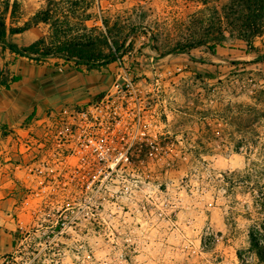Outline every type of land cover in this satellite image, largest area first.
<instances>
[{"label": "rangeland", "instance_id": "1", "mask_svg": "<svg viewBox=\"0 0 264 264\" xmlns=\"http://www.w3.org/2000/svg\"><path fill=\"white\" fill-rule=\"evenodd\" d=\"M232 5L0 0L1 75L15 57L5 41L24 48L43 38L62 63L66 46L92 43L121 57L111 73L130 69L141 87L165 100L157 106L168 151L162 178L183 192V224L178 240L138 247L130 264H264L257 248L264 247V18L262 33L248 44L251 27ZM214 42L213 54L207 46ZM19 237L0 264H77L74 257H34L38 247L30 239L21 245Z\"/></svg>", "mask_w": 264, "mask_h": 264}, {"label": "built area", "instance_id": "2", "mask_svg": "<svg viewBox=\"0 0 264 264\" xmlns=\"http://www.w3.org/2000/svg\"><path fill=\"white\" fill-rule=\"evenodd\" d=\"M137 77L120 67L89 102L34 115L0 142L21 245L33 241L34 257L130 264L136 248L179 239L183 192L162 178L165 100Z\"/></svg>", "mask_w": 264, "mask_h": 264}, {"label": "crops", "instance_id": "3", "mask_svg": "<svg viewBox=\"0 0 264 264\" xmlns=\"http://www.w3.org/2000/svg\"><path fill=\"white\" fill-rule=\"evenodd\" d=\"M7 68L1 75L2 84L8 87H0V126L10 132L47 110L89 102L111 82L113 75L111 65L101 70H79L55 58L37 65L25 57L15 56ZM13 77L19 79L12 81ZM3 137L0 135V142ZM8 175V166L0 161V257L12 253L13 244L18 240L15 232L18 208L10 199L17 193ZM15 213L16 219L13 218Z\"/></svg>", "mask_w": 264, "mask_h": 264}, {"label": "trees", "instance_id": "4", "mask_svg": "<svg viewBox=\"0 0 264 264\" xmlns=\"http://www.w3.org/2000/svg\"><path fill=\"white\" fill-rule=\"evenodd\" d=\"M233 11L238 14L240 20H245V23L250 26L249 35L246 36L245 41L251 44L252 40L259 36L261 28L259 23L262 22L264 18V0H233ZM11 33H16L15 31ZM5 47L9 51L15 54V56H22L28 59L33 64L44 65L53 56L50 55L46 50L45 40L43 38L31 43L29 46L21 48L18 45L11 43L9 41L4 42ZM217 42L212 45L207 46L208 51L211 53L216 52ZM63 59V63L71 67L81 70L85 68L87 70H101L106 69L112 62H114L116 56L112 52L110 54H104L102 50H99L92 43H77L66 46L63 52L59 53ZM56 59V58H55ZM260 59L264 60V55L260 56ZM18 77H13L12 81H17ZM8 85H3L1 81L0 74V87ZM10 133V130L5 126H0V135L6 136ZM258 249L264 250V247L257 246ZM264 255V252L261 253ZM264 260V258H262Z\"/></svg>", "mask_w": 264, "mask_h": 264}]
</instances>
